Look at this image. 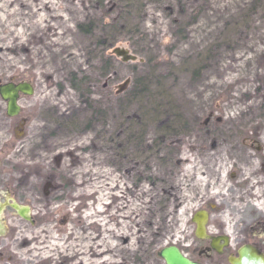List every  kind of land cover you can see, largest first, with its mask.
I'll return each instance as SVG.
<instances>
[{
  "label": "rangeland",
  "instance_id": "1",
  "mask_svg": "<svg viewBox=\"0 0 264 264\" xmlns=\"http://www.w3.org/2000/svg\"><path fill=\"white\" fill-rule=\"evenodd\" d=\"M6 2V67L36 82L31 100L52 106L57 126L50 148L28 138L9 153L20 169L11 178L41 190L51 172L64 200L37 205L38 227L14 219L0 264H164L154 251L179 245L193 210L178 206L197 186L199 121L264 113V0ZM84 80L86 90L72 87ZM157 104L178 121L173 146L152 115ZM34 126L44 132L42 120ZM161 183L171 187L162 211Z\"/></svg>",
  "mask_w": 264,
  "mask_h": 264
},
{
  "label": "flooded vegetation",
  "instance_id": "2",
  "mask_svg": "<svg viewBox=\"0 0 264 264\" xmlns=\"http://www.w3.org/2000/svg\"><path fill=\"white\" fill-rule=\"evenodd\" d=\"M7 4L0 0V10ZM4 59L0 52V223L6 227L0 238L16 225L14 219L38 227L41 219L37 205L41 202L57 204L58 199L64 200L56 190L63 191L64 184L56 186L51 172L44 177L46 189L41 190L28 179L11 178L20 169L10 162L9 153L24 151L28 138L41 141L34 150L50 148L45 144L57 136V126L51 118L56 115L53 107L31 100L39 94L36 82L22 73L10 74ZM22 84L29 85L30 93L16 89ZM10 86L15 90L16 111L12 115ZM224 118L212 115L198 123L197 186L189 197H182L178 206L183 213L187 205L193 210L187 227L181 229V242L174 244L197 264H264V113ZM39 119L44 123L42 133H37L34 126ZM184 193L189 195L187 190ZM12 204L25 210L27 219L19 216ZM195 213L205 214L200 237L192 220Z\"/></svg>",
  "mask_w": 264,
  "mask_h": 264
},
{
  "label": "water",
  "instance_id": "3",
  "mask_svg": "<svg viewBox=\"0 0 264 264\" xmlns=\"http://www.w3.org/2000/svg\"><path fill=\"white\" fill-rule=\"evenodd\" d=\"M112 53L119 57L121 61L127 62V61H134L135 56L131 55L126 49L121 47H115L112 49ZM17 90H21L25 93H30L29 85L22 84L18 85ZM9 91V114L12 115L16 111V107L14 104L15 101V90L11 88V86L8 88ZM12 207L17 211V214L21 216L24 219H27V216L25 215V210L18 209V206L16 204H12ZM192 220L197 223V229H196V235L202 236V223L203 220H205V214L204 213H195ZM6 228L3 224L0 223V234L5 233ZM158 256L164 261V264H197L188 258H186L175 245L165 246L161 248L158 252Z\"/></svg>",
  "mask_w": 264,
  "mask_h": 264
},
{
  "label": "trees",
  "instance_id": "4",
  "mask_svg": "<svg viewBox=\"0 0 264 264\" xmlns=\"http://www.w3.org/2000/svg\"><path fill=\"white\" fill-rule=\"evenodd\" d=\"M107 60L106 59H104V62H106ZM161 75L160 74H158L157 75V77H160ZM158 80L157 81H160V79L159 78H157ZM139 81H137L136 83H138ZM72 87L73 88H75V89H78V88H81V85H84V87L86 86V88H85V90L87 89V87L89 86V84H90V82L89 81H87V80H84V83L83 84H81V82L79 81V83H75L74 81L72 82ZM135 88V94L136 93H139L140 92V94H141V96L143 97V95H146V93H147V88H146V86H144V87H142L141 86V83H139V84H137L136 85V87H134ZM89 89V88H88ZM131 101V100H130ZM162 105L161 104H157V105H155V107H152L151 108V112H153L152 113V115H153V117H154V119H156V117H158V116H160V115H162V116H160V118H157L156 119V121L158 120V122L157 123H159V125H158V128H164V129H162V133H163V135H165L166 134V137L170 134V133H174L175 132V130H174V126L172 125L174 122H178L177 121V119H173V116H172V114L170 115L169 113L168 114H166V112H164L163 110H162ZM173 128V129H172ZM172 135V134H171ZM163 138V137H162ZM165 138V137H164ZM172 138H175V136H171V137H167V138H165V141L166 140H168V142H169V144L171 145V146H173V144L175 145L176 144V142H174V140L173 141H171L172 140ZM178 143H179V141H178ZM167 144V143H166ZM168 148V147H167ZM171 152V151H170ZM169 152V153H170ZM174 159V163H175V165H177L178 164V160H176L175 161V158H173ZM164 182H166V181H164ZM162 187H164V189H162V195H161V197H159V199H158V205H159V209H160V211H162L161 209H163V203L165 202L166 203V201L169 199V197H170V188H165V184L164 183H161L160 184ZM166 197H167V199H166ZM151 214H153L154 215V213L151 211ZM152 215V216H153ZM162 232V229L160 228V229H158L157 231H156V233L155 234H153V237H154V239H155V242H156V240H157V238L158 237H161V233ZM153 255H154V257H157V252L156 251H154V253H153Z\"/></svg>",
  "mask_w": 264,
  "mask_h": 264
}]
</instances>
